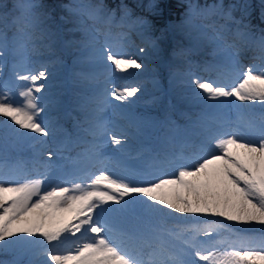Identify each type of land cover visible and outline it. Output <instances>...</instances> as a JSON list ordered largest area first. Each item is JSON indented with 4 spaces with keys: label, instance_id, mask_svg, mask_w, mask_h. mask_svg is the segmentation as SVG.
I'll return each mask as SVG.
<instances>
[{
    "label": "snow or ice",
    "instance_id": "1",
    "mask_svg": "<svg viewBox=\"0 0 264 264\" xmlns=\"http://www.w3.org/2000/svg\"><path fill=\"white\" fill-rule=\"evenodd\" d=\"M43 7L38 0H14L10 10L0 3V55L11 53L14 77V81L0 82V116L7 118L6 125L10 121L16 126L8 125L5 148L9 136L18 142L49 134L39 119L43 108L35 95L43 90L39 81L47 78L48 71L43 66L39 71H30L29 52L41 55L66 46L88 50V59L104 64L109 71L123 73L142 67L135 58L114 52L111 32H101L98 25L110 28L116 23V12L108 10L103 2L64 4L67 16H62L59 24ZM120 7L122 27L130 10ZM251 7L248 0L227 5L224 0L204 4L189 0L181 22L190 43L196 47L211 46L212 55L221 60L215 66L236 73V82L231 86L202 82L199 78L191 80L194 88L200 90L194 95L209 101L234 98L240 102L233 105L237 109L234 127H227L223 119L205 117L201 121L203 137L191 145L190 155L164 153L141 160L138 167L145 176L163 177L154 182L101 170L98 175L86 173L85 178L92 177L87 184L60 178L50 190H43L48 173L57 165L34 161L37 170L21 182L15 173L24 162L0 161V251L15 248L21 256L29 257L26 264H264V235H241L223 223L234 222L252 229L258 225L264 233V30L256 35L245 23ZM237 10L239 19L234 16ZM261 15L264 16V0ZM68 17L72 27L64 28ZM145 23L142 18L132 21L133 25ZM75 33L81 38L76 39ZM119 35L123 39L126 34ZM192 50L179 48L175 54L187 57ZM245 51L251 52L253 63L246 70H239L238 58ZM3 66L0 62V70ZM12 87L20 89L22 104L10 102ZM137 91L135 87H125L110 95L125 102ZM107 104L106 96L99 99L91 116L86 117L89 127L84 131L92 139L81 141L85 146L70 160L73 165L87 163L95 168L104 164L105 137H110L113 145L123 144V138L109 132L104 117ZM253 104L260 105L259 113L249 108L246 115L241 106ZM52 155L49 153V160ZM114 162L126 167L123 161ZM169 168L173 170L170 175L166 173ZM109 202L118 206L105 210L109 219L94 218V210ZM164 208L191 219L169 227L165 218L170 213H165ZM89 232L93 236L77 242L74 251H57L66 234L86 236ZM213 237L214 241L210 239ZM40 256L46 259L40 260ZM0 264L22 262L14 259Z\"/></svg>",
    "mask_w": 264,
    "mask_h": 264
},
{
    "label": "rangeland",
    "instance_id": "2",
    "mask_svg": "<svg viewBox=\"0 0 264 264\" xmlns=\"http://www.w3.org/2000/svg\"><path fill=\"white\" fill-rule=\"evenodd\" d=\"M134 3L140 5L145 4L146 7H150L149 10L151 12V15H155L156 18H159V24L161 26V22L165 21L167 19V24H162L164 27H166L164 30L157 29L156 27H153L150 20H148V17H142V19H145L148 24H146V27L144 30H147L149 34V37L145 40V43L147 46H136L135 43L130 41V38H128L126 35L123 39H121L120 35H115L113 37L114 41H117L119 51L122 52V54H126L130 58H135L138 62L142 64V67L140 69H130L128 72H115V71H109L104 64L99 62L90 61L88 59L90 53L88 50L84 49L81 51L75 50V48H69V47H56L54 48L53 52H46L43 51L41 55H36L35 53L29 52V63L27 67L32 66L33 72L39 71L41 67H45L48 71V76L45 80L39 81V83H42L44 85L43 90L40 93H36L35 95L39 98L40 104L43 108V111L39 117V119L43 122L44 126L47 128L46 125L48 120L46 119L44 121V118H47L48 115L61 112L62 110V102L60 99H57L58 96V85L60 77L64 75V71L70 70L69 77L66 80V84L73 83L72 88H77L79 91L75 90L74 92H77V95H85V96H79L76 97L73 101L74 105H78V102L81 103L80 109L77 111L73 109L76 113V117H73L72 120L75 118L76 120L82 119L85 120L87 116H91L92 109L95 108V105L99 99H102L103 97L110 98L113 102L111 104L105 105V109L107 107L115 106L118 108L117 110V116H118V122L127 124H131L133 126L128 127V131H133L132 128L135 127L137 130L141 129L144 125H141L142 123L145 124V128L148 129V132L153 131L155 132L156 127L162 126V123L164 121H168V115L169 113H175L178 115L181 119V122L184 123L186 126H188V129H193L195 132L196 128L198 127V123L200 122L199 119L203 118L202 110L206 111V114L211 112V109H222L223 114H233L237 113V109L233 107V105H239V101H235L234 98H227L226 100L224 98H221V100L218 101H209L206 99H203L197 95H194L195 93H199V89H195L194 86L191 83V80L196 79L195 77H192V74H195V71H192L191 73L187 72V67L184 68H175L171 67L165 72L157 70L153 65L150 67L144 63H147L149 61V54H150V47H153L154 49L161 50L162 47H160L161 43H167L169 42L170 45V54L173 55L176 53V51L179 48H182L183 46H190L194 50L192 53L197 54L198 56H204L203 60L204 62L210 60L211 63H207L208 65H217L220 64L218 62H221L220 58L215 59L212 55V49L211 46H204V47H195L192 43H190L189 38L185 35L186 29H183L181 26L182 18L184 16V13L186 11H176L172 16L169 14V11L167 9V6H164L163 3L157 4L154 0H133ZM148 3L146 4V2ZM14 0H2L0 3L7 5L8 8L11 4H13ZM20 2H23V0H20ZM40 4H42L43 10L48 11L51 14V17L53 20H55L58 24L61 23L60 18L62 16H67V13L65 9L62 7L64 4L67 3H79L83 2L86 3V0H38ZM124 2V1H120ZM165 2V0H163ZM186 2V0H180L179 4L182 5ZM240 3L242 2L239 1ZM248 3H251V0H248ZM141 8V7H140ZM120 13L123 15L122 9L119 10ZM177 17V19H175ZM132 15L127 17L125 19V24H129L132 20ZM139 18V17H138ZM69 23L63 24L62 27L64 28H70L72 27L71 17H68ZM144 20V21H145ZM103 25H98L102 29ZM143 30V31H144ZM150 30H154V33H151ZM264 30V28L262 29ZM105 31V28H103L102 33ZM146 31V32H147ZM262 34V32L259 33V35ZM76 39H80V34L75 33L73 34ZM154 36V37H153ZM66 38H69L66 36ZM100 41H102V35L100 36ZM116 43V42H115ZM154 45V46H153ZM144 48L145 51L141 52L140 49ZM197 48H200V50ZM113 50V48H112ZM197 50V51H196ZM114 51V50H113ZM209 53H206V52ZM57 53H61V56L65 58V60L59 59V56ZM210 55V56H209ZM207 57V59L205 58ZM4 58L5 54L0 55V62H3L4 64ZM57 59V60H56ZM239 66H245L248 62L247 59H251L249 55L246 54V52H241L239 55ZM192 60V59H191ZM66 61V63L71 62L70 67L64 66L66 63L61 64ZM199 61L196 64V68L203 69V62ZM214 61V62H213ZM12 62H7L6 66L2 68L3 75L0 79V82L3 81V78L6 77V72H8L10 76V80L14 81V77L12 75L13 68H12ZM249 64H252L253 61L251 59V62H248ZM248 64V65H249ZM247 65V66H248ZM156 66V65H155ZM195 67V65H194ZM5 70V71H4ZM239 70H242V68H239ZM259 69H257L258 71ZM1 71V70H0ZM177 73L181 75V77H177ZM229 76V86L233 85L234 82H236V73L233 71L231 72ZM1 74V73H0ZM234 80V82H232ZM201 81H204L202 79ZM19 83V82H17ZM224 84V83H222ZM125 87H135L138 89V91L132 96L127 98L125 102H120L117 100L112 99L111 92L115 89H124ZM56 89V90H55ZM55 90V91H54ZM20 89L17 87H13L9 94V100L12 103H16L18 100H23L22 97L19 96ZM53 102V105L50 103ZM82 102L85 105H82ZM50 103V104H48ZM47 104L49 107H47ZM215 107H210V106ZM243 111L248 112L249 108H252L255 110V108L259 109L260 111V105L259 104H253V105H244L241 106ZM227 110V111H226ZM135 119V122L133 120ZM171 119V118H170ZM7 120V118L0 116V131L5 134L8 125H11V122L8 121V124L6 125L4 122ZM75 120V122H77ZM171 124V129L173 132H176V127L180 124V121H176L175 119L169 122ZM181 123V124H182ZM11 127L15 128V125H11ZM187 127H184L185 130ZM155 130V131H154ZM31 136H38V134L29 133ZM44 148L47 147L50 149L51 142L50 138L48 136H38V139L35 142V147ZM114 147V146H113ZM112 147V148H113ZM110 148V149H112ZM108 149V150H110ZM132 160H125V164H127V168L123 169L121 168L123 173L117 174L116 172L114 175H129L132 174L133 178L136 176V173H133L132 168L138 167L139 163L137 162H131ZM132 170V171H131ZM172 170V169H168ZM169 174V171H166ZM59 176V172H56V169H53L51 171V174L49 176V179L45 180L43 187H47L48 185H52V182H54ZM136 178V177H135ZM134 178V179H135ZM163 178V177H162ZM158 179V178H157ZM156 179L151 180V182H154ZM139 199H145V198H139ZM112 204V202H110ZM151 203V202H149ZM110 207V206H109ZM117 207V205H116ZM161 207V206H157ZM163 211H168V209L164 208ZM174 213V212H173ZM176 215V213H174ZM110 215L109 213L107 214ZM211 220L217 219V217H208ZM234 223V222H232ZM254 229L260 230V227L255 226ZM89 235H92V233H88ZM215 238V237H213ZM211 238V239H213ZM86 241V240H85ZM84 241V242H85ZM75 249V248H73ZM17 252L15 248L8 252L0 251L1 255H12ZM18 256L21 258V262L26 264V261L28 260L27 255L21 256L18 252ZM40 260H45L46 258L43 256L39 257ZM48 264H51V262H48Z\"/></svg>",
    "mask_w": 264,
    "mask_h": 264
},
{
    "label": "bare ground",
    "instance_id": "3",
    "mask_svg": "<svg viewBox=\"0 0 264 264\" xmlns=\"http://www.w3.org/2000/svg\"><path fill=\"white\" fill-rule=\"evenodd\" d=\"M168 48L169 46L165 44V45H162L161 50L153 49L150 53L148 63H144V64L150 67L152 66V64L154 67L156 65L160 71H164L168 67L167 60H166V55H168L169 53L166 51L168 50ZM157 60L160 61L159 64L156 62Z\"/></svg>",
    "mask_w": 264,
    "mask_h": 264
},
{
    "label": "trees",
    "instance_id": "4",
    "mask_svg": "<svg viewBox=\"0 0 264 264\" xmlns=\"http://www.w3.org/2000/svg\"><path fill=\"white\" fill-rule=\"evenodd\" d=\"M169 6L168 8L171 10V9H175L176 5L178 6V3L176 0H169L168 2Z\"/></svg>",
    "mask_w": 264,
    "mask_h": 264
}]
</instances>
